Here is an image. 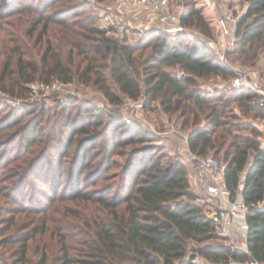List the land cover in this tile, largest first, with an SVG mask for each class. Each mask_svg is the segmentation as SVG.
I'll return each mask as SVG.
<instances>
[{"label":"trees","instance_id":"obj_1","mask_svg":"<svg viewBox=\"0 0 264 264\" xmlns=\"http://www.w3.org/2000/svg\"><path fill=\"white\" fill-rule=\"evenodd\" d=\"M59 1L0 0V56H4L0 66L1 91L24 97L36 80L46 84L77 81L97 87L111 103L118 104L120 98L114 95L111 81L123 97L135 102L144 98L145 108L159 101L164 113L177 115L181 120L182 130L193 128L188 133L193 155L219 156L226 149L227 187L235 198L243 185L242 195L248 206L247 251L218 244L227 237L219 234L206 205L192 190L187 167L148 145L158 140L156 136L138 124H126L121 112L97 110L74 98L60 104L64 111L60 128L56 123L48 140L42 126L43 108L39 117L37 108L25 112L11 109L0 120V135L16 129L10 134L8 153L21 152L10 164H25L19 168L21 172L9 175L8 171H0L1 190H6V197L18 206L15 212L7 211L15 217L10 221L13 223L18 215H39L27 206V197L18 200L17 192L29 186L32 178L39 182L46 179L43 183L49 187L53 200L50 207L66 201L73 203L75 208L67 215L78 219L76 228L80 232L75 238L84 236L69 245L74 238L62 231L67 233L70 225L61 228L57 233V264H195L197 257L211 263L231 258L264 263V148L236 134L243 130L241 125L226 122L232 105L243 115L254 113L260 117L264 108L259 104V95L246 88L231 84L230 94L226 90L211 94L198 87V79L202 78L219 77L231 83L235 64L259 70L264 77V0H246L248 9L237 20L233 50L226 53L232 58L230 64L215 56L204 40L191 42L186 34L173 36L153 29L131 44L126 37H115L116 29L103 28L99 13L88 0L66 10L50 11ZM181 5L184 27L217 39L218 21L207 0H182ZM27 23L30 27L25 31L21 26ZM6 26L15 30L7 34ZM171 70H181L186 76L177 78ZM72 106L77 111L74 117L68 113ZM107 113L110 118L104 122ZM201 119L205 124L200 125ZM104 138L103 151L97 157L103 158L94 165L93 153ZM17 140L21 149L15 147ZM141 142L147 146L129 154L120 182L99 186L109 179L103 176L111 169V150L119 149L122 155L127 146ZM3 146L0 143V151ZM49 154L52 158L47 159ZM65 176L67 183L62 182ZM63 184L69 187L58 198ZM43 216L48 218L49 214L43 212ZM44 222L42 233L47 232V221ZM10 226L1 236L6 242L14 237L6 235ZM41 232L36 231L29 239L15 237L12 244L19 246L10 258H15L11 264L27 263L29 242ZM47 262L48 257L43 254L39 264Z\"/></svg>","mask_w":264,"mask_h":264},{"label":"rangeland","instance_id":"obj_2","mask_svg":"<svg viewBox=\"0 0 264 264\" xmlns=\"http://www.w3.org/2000/svg\"><path fill=\"white\" fill-rule=\"evenodd\" d=\"M8 2H12L13 0H7ZM116 0H104V1H98L102 4L107 3L108 5H113ZM182 0H175V10L180 15L182 13ZM84 2V0H61L59 1L54 8H52L50 11H60L65 8L68 9L72 5L80 4ZM210 7L212 8L215 17L217 21L224 16L226 13V9L221 5L220 0H207ZM93 6V9L95 12L99 13L94 4L91 3ZM19 7H17L18 9ZM90 9V8H89ZM86 10L85 13L88 14L90 11ZM230 13H233L235 17L239 18L245 15L247 9H248V3L246 0H237L235 3L230 5ZM32 25V24H31ZM102 25V23H101ZM30 27V23L25 24L24 26H21L22 29H25V31ZM184 31L173 33L170 32L169 29H161L162 31L167 32L169 35L173 36H179L182 34H186L189 36L190 41H194L197 38L204 40L207 44L211 45L215 56H217L219 59H221L222 52H226L233 50V46H229L225 51H218L213 48V41L211 39L206 38L205 36L201 35L196 29L184 27ZM6 33H12L15 29L12 27H5ZM4 32V34H6ZM1 34V33H0ZM115 37H126L128 42L131 44H135L140 39H142V35L138 32H136L134 29H130L129 31L121 33L118 31L115 34ZM149 50H147V53ZM146 53V54H147ZM225 60L228 64L232 63V58L225 55ZM4 56H0V66L1 63H3ZM235 68V71L239 68H241L240 65L235 64L233 65ZM1 70V67H0ZM247 74L249 76V82L247 83L249 87H245L246 89H249L252 93H259L257 91H264V77L262 78L260 75V71L256 69H250L246 68ZM261 71L264 72V58L262 60L261 65ZM170 73L176 77L177 70H171ZM40 81V80H36ZM34 81V83H38ZM61 82V81H60ZM62 83V82H61ZM33 84V83H32ZM65 86H62L59 91H56L54 93L50 94H43L37 97H33L31 92L27 96H17V95H11L10 93H5L1 91L0 89V120L4 118L11 109H16L21 112H25L28 110H31L32 108H37L39 111H37L36 115L39 117L42 113V108L45 111L44 120L42 123L43 128L46 131L45 139L48 140V136L50 132L54 129V126L56 123H59L60 128V120L62 115L64 114V111L62 107H60V104L65 102L66 100L70 98L77 99L79 104H86L88 106H93L94 109L101 110V111H111V112H121L122 116H132L135 119V122H137L138 125H140L146 132L149 134L156 136L158 139L156 142L150 143L148 145H153L157 147L159 154L167 155L172 160H179L181 161L188 170V175L190 182L192 183L193 187L192 190L198 195L200 198V201L202 204H205V209L207 212H209V215L212 214V212H216L219 209V206L210 200L208 195L205 193L204 190L200 188H196L194 186V181L197 175V162L192 159L193 154L189 150L188 146V133L193 129L192 127L189 130H182L181 129V120L176 116H171L167 113H164L163 109L160 106L159 101L155 102L151 105V107L145 108L144 107V98H142L139 101H132L128 98L123 97L120 95L118 90L116 89L114 83L110 81V85L113 89V93L115 96L120 98V103L113 104L109 101L108 97L101 92L97 87L94 86H86L84 84H80L77 81L73 83H63ZM232 84L224 81L223 79L219 77H213V78H202L198 79V87L203 90L204 92L215 94L216 90H226L230 94L231 90L229 85ZM31 85V84H30ZM29 85V88H30ZM263 117H260V115L256 114H250V115H243L242 112L236 107V105H232L231 109L229 110V116L226 119V122L229 125H238L242 126L243 130H241L239 133V136H242L244 138H250L254 141H256L261 148H264V110H261ZM68 113L72 114V116H76L77 111L72 106L68 109ZM28 118V117H27ZM108 113L103 117L102 120L104 122H107L109 120ZM205 117H203L204 119ZM201 119L200 125L205 124V122ZM16 129H12L8 133H5L3 135H0V143H4V148L2 151H0V171L1 172H7L10 175V172H17L19 171L20 167L23 168L25 164L23 162L17 163V164H10L11 160L14 159L18 153L20 154L21 151H15L8 153L9 148V138L10 134L15 132ZM60 131V130H58ZM95 132V130L92 131V133ZM142 136V135H141ZM81 136H78L77 139H80ZM109 137L107 136V139ZM105 138L103 141H101L96 149L94 151V157H96L94 161V165L101 162L103 156L97 158L100 153L103 151V144L105 142ZM76 146V145H75ZM144 146H147V143H137L133 145H129L124 149V153L120 155V150L115 149L111 150V169L107 170L105 176L109 179L106 181H101L99 183V186H105L108 183H115L120 182V175L122 174L123 168L126 166L129 154L139 148H142ZM16 148H22L19 146V141L17 140L15 142ZM226 150V149H225ZM224 150V151H225ZM224 151L219 155L216 156L214 153H210V156H213L217 158L220 162L224 163ZM8 153V154H7ZM119 153V154H118ZM50 157V154L48 155V158ZM68 158L67 160H69ZM49 164V160L47 161ZM69 163L66 164V167L69 168ZM55 169V167H54ZM22 170H20L21 172ZM24 173V172H23ZM52 175L56 177L55 170L52 171ZM1 176V173H0ZM17 180V179H16ZM43 179V182H45ZM36 181L34 178H32L30 185L25 187H22L19 192H17L18 200L20 201L22 198L27 197V206L29 208H33L31 211L38 212V216H31L27 217L26 215H18L15 219V221L12 223L10 221V218L14 217L13 213H7L8 210H12L15 212L17 205H13L11 201H9L8 197L4 194L6 190H1L3 186L0 183V264H11L12 260H10L12 254H14L15 250H17L19 245H16V243L13 245L12 243L16 241L18 237L22 238H30L33 236L36 231L41 232L43 229V223L46 220V228L47 232L44 233H38L33 240H30L29 246H28V253H27V263L26 264H39L43 254H46L48 257L47 264H57L58 261L57 257L60 256V245H59V231L61 228H64L67 225H70L69 231L66 233L65 230H63L62 234H70L69 236H72L71 242H69V245H72L77 240H83V237H77L76 235L80 232V229L76 228V225L78 223V219L74 215H67L68 211L75 208L73 203L66 201L65 203H61L57 207V205L54 207H50V203H53L52 198L50 197L51 192L49 191V187L45 183ZM62 182L67 183L68 182V176H65L62 178ZM55 183V180L52 179L51 185ZM68 184H63L61 189L58 192V198L62 194V192L66 191L68 189ZM47 188V189H45ZM10 194V193H9ZM42 194H45L46 196H43ZM23 205V204H20ZM15 208V209H12ZM9 208V209H8ZM43 212H47L49 214L48 218H45L43 216ZM11 214V215H9ZM51 216V217H50ZM15 218V217H14ZM33 220V221H30ZM13 224V225H11ZM12 227H11V226ZM31 225V226H30ZM10 226V229H8V232L6 233L7 236L14 234V237L9 241L6 242V239H1L2 233L5 232L6 227ZM30 226V227H29ZM73 226V227H72ZM59 228V230L57 229ZM57 229V231H55ZM85 231V229H84ZM17 237V238H15ZM74 241V242H73ZM227 244L232 246L235 250L243 251V239L242 237H228L224 241H219L218 244ZM72 254H74L72 252ZM4 262V263H2ZM195 264H214L202 257H197L194 261Z\"/></svg>","mask_w":264,"mask_h":264},{"label":"built area","instance_id":"obj_3","mask_svg":"<svg viewBox=\"0 0 264 264\" xmlns=\"http://www.w3.org/2000/svg\"><path fill=\"white\" fill-rule=\"evenodd\" d=\"M93 3L99 12L102 26L105 30L116 29L121 33L129 31L131 28L146 36L153 29H169L173 33L184 31L181 24L180 15L175 10V0H116L113 5L102 4L98 0H88ZM237 0H220L221 5L226 9V13L218 20L219 34L213 41V48L218 51H225L229 46H233L234 32L238 18L230 13V5ZM116 32V33H117ZM226 52H222L221 61L226 62ZM183 71H177V78H184ZM249 76L246 68L241 67L235 71L232 85L235 88H247ZM65 86L59 80L46 84L42 82L30 85L33 97L43 94H50L59 91ZM259 93V104L264 108V91ZM123 120L128 125L137 124L132 116H123ZM193 160L197 162V175L194 186L205 191L211 201L215 202L219 209L209 215L216 225L221 236L242 237L243 251H247L248 224L246 221L248 206L243 198V185L240 186L235 198L232 197L225 180L226 164L220 162L213 156L198 157L193 155ZM214 264H264L258 261L240 262L235 259L214 263Z\"/></svg>","mask_w":264,"mask_h":264},{"label":"water","instance_id":"obj_4","mask_svg":"<svg viewBox=\"0 0 264 264\" xmlns=\"http://www.w3.org/2000/svg\"><path fill=\"white\" fill-rule=\"evenodd\" d=\"M195 258H196V256H194V255L191 257L192 260H194Z\"/></svg>","mask_w":264,"mask_h":264}]
</instances>
